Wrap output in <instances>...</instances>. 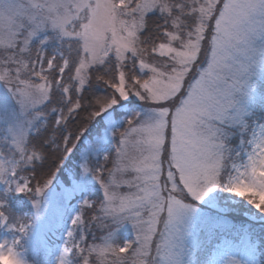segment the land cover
Segmentation results:
<instances>
[{
    "label": "snow or ice",
    "instance_id": "obj_1",
    "mask_svg": "<svg viewBox=\"0 0 264 264\" xmlns=\"http://www.w3.org/2000/svg\"><path fill=\"white\" fill-rule=\"evenodd\" d=\"M257 105L264 0H0V256L47 257L76 201L55 264H198L191 221L205 202L227 221V192L246 242L203 264H258Z\"/></svg>",
    "mask_w": 264,
    "mask_h": 264
},
{
    "label": "trees",
    "instance_id": "obj_2",
    "mask_svg": "<svg viewBox=\"0 0 264 264\" xmlns=\"http://www.w3.org/2000/svg\"><path fill=\"white\" fill-rule=\"evenodd\" d=\"M137 110L140 111L141 109ZM97 119L99 120V118ZM95 124L96 122H93V124L90 125V131H93ZM85 135L89 136L90 134L86 133ZM75 155H77V153L66 162L68 166H72L76 161L75 157L77 156ZM64 175L65 174L61 172L59 177L64 180ZM91 195L93 198H95L97 194L91 193ZM219 195L221 197L226 195V200L233 207H235L236 210L229 213L227 221H222L217 218L216 212L214 209L209 207V205H199L202 209V212L197 218L196 227L198 230L200 229L202 240L198 244L199 250L195 251L194 253L198 264H203V262L207 259L209 252L213 251L217 241L220 242L223 236H226V238H233L235 241H239V239L244 233L247 232L249 228L250 214L247 212V208L250 206H248L246 202L241 201L240 198L234 197L231 194H224V192H221ZM251 227L261 235H264V222H257L256 224L251 225ZM97 235H99V233H97ZM121 236L123 238V235ZM196 248L197 247H195L193 251ZM32 254L33 255H31L30 261H35L36 264H47L48 260L51 259L49 255L47 257H42L38 256L37 254L35 255V253ZM258 255L260 261H264V245L261 246Z\"/></svg>",
    "mask_w": 264,
    "mask_h": 264
},
{
    "label": "rangeland",
    "instance_id": "obj_3",
    "mask_svg": "<svg viewBox=\"0 0 264 264\" xmlns=\"http://www.w3.org/2000/svg\"><path fill=\"white\" fill-rule=\"evenodd\" d=\"M137 102H138V104L141 103L139 101H137ZM253 120L259 121V122H264V107H260L258 105L255 107V115H254ZM94 130H95V126H94L93 131ZM91 132L92 131H90L89 134H91ZM78 152H79V149L77 150V155H75L77 157H75L76 161L74 162V164H77V167H78V163H77V161H78ZM59 179H60L61 182L64 181L60 177H59ZM88 182L90 184L93 183L91 181V177L88 178ZM224 194H229V193L224 192ZM220 198H222V201L227 199L226 195L224 197L220 196ZM76 203H77L76 201H73V202L65 204L64 207H63V217H62L61 225L55 230V237H50L51 238V243L54 245V247H53L51 253L49 254L51 259L48 260L47 264H55V257L57 255V251H56L55 246L60 245V243H61L60 235L62 234L64 227L67 225L68 218L72 214H74V212L76 210L74 205ZM199 205H208V204H207V202H205V203H201ZM199 205H198V213L193 218V220L191 221V227L189 228V237L185 241L186 251H189L190 253L193 252V249L195 247H198L199 242H201V240H202V236H201L202 234L200 232V229L198 230L197 227H196L197 218H198L199 214L202 212V209H201V207ZM52 215H53V213L50 210L49 211V216L46 217L45 220L42 221L41 224L37 227V229H36L37 232L41 231L45 227V225H47L49 223V220L52 219ZM121 235H123V238L130 239L132 237V235H133L131 227L127 226L124 229H122ZM245 242H246L245 233L239 239V241H235L233 238H226V236H223L221 238L220 243L216 244L215 247H216L217 250H219V248H222V247L227 245V246H231L234 250H239L245 244ZM32 253H35V252L34 251H29V253H28V259L29 260H30L31 255H33ZM35 255H36V253H35ZM257 261H258V264H259V262H260L259 255L257 256ZM0 264H11V260L9 258H7V257L0 256Z\"/></svg>",
    "mask_w": 264,
    "mask_h": 264
}]
</instances>
